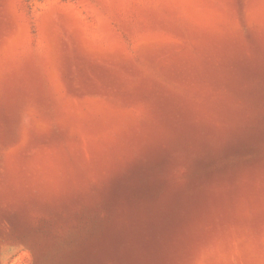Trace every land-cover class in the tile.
Returning a JSON list of instances; mask_svg holds the SVG:
<instances>
[{
	"label": "rangeland",
	"instance_id": "1",
	"mask_svg": "<svg viewBox=\"0 0 264 264\" xmlns=\"http://www.w3.org/2000/svg\"><path fill=\"white\" fill-rule=\"evenodd\" d=\"M0 264H264V0H0Z\"/></svg>",
	"mask_w": 264,
	"mask_h": 264
}]
</instances>
